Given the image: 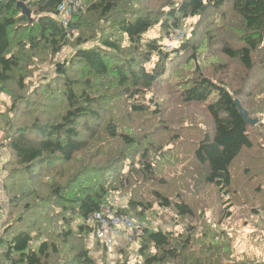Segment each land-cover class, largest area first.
I'll list each match as a JSON object with an SVG mask.
<instances>
[{
  "label": "trees",
  "instance_id": "trees-1",
  "mask_svg": "<svg viewBox=\"0 0 264 264\" xmlns=\"http://www.w3.org/2000/svg\"><path fill=\"white\" fill-rule=\"evenodd\" d=\"M152 1L155 7L148 0H86V10L72 9V19H67L60 11L64 0H0V89L13 99L5 118L6 125L14 124L15 130L12 134L5 129L3 144L16 168L12 172L5 167L11 221L3 222L0 203V264L106 261L107 246L94 235L95 226L87 224L92 214L106 206L114 215H126L137 223L142 221L137 217L145 215L138 208L151 211L154 202L179 217H196L195 205L185 198L181 202L170 198L171 194L184 197L174 191L154 190L152 201L133 196L115 206L111 200L125 197L124 190L132 186L136 175L141 180L152 175L156 182V173L147 153L140 152L137 134L107 124L109 131L102 135L100 121L110 103L123 98L133 101L126 107L129 115L146 113V95L164 81L167 64L175 59L182 81L169 79L167 83L173 82L171 91L180 108L199 107L212 121V129L195 151L203 187H211L222 198L229 195L236 187L238 164L234 162L246 163L247 154L249 165L240 167L264 174V0ZM20 3L30 10L31 18L23 14ZM190 19H197L192 27L187 25ZM158 26L167 37L179 28H191V37L184 36L171 55L161 45L163 36L144 41ZM76 32L79 35L72 43ZM90 41L99 44L82 46ZM71 44L80 47L74 57L55 63L57 90L51 83L41 84V92L56 97L62 107L57 121L15 122L23 107L27 108L23 112L30 110V117L35 105L29 99L31 93H24L32 61H51ZM154 57L158 62L148 70L146 65ZM224 70H234L237 76L228 80ZM237 100L258 125L245 120ZM105 138H115L118 144L106 145L108 149L97 150L89 158L87 151L102 146ZM127 164L129 172L123 174ZM57 172L63 181L49 179ZM255 190H261L259 185ZM257 193L262 197L264 191ZM21 208L24 212L15 217ZM158 223L151 219L144 227L139 223L140 236L114 245L118 264H131L132 253L139 259L135 264H264L256 258L239 261L222 233L175 239ZM88 236L90 241L96 239L92 248L85 243ZM34 241L40 242L37 248L32 247ZM183 253H187L185 262Z\"/></svg>",
  "mask_w": 264,
  "mask_h": 264
},
{
  "label": "rangeland",
  "instance_id": "rangeland-1",
  "mask_svg": "<svg viewBox=\"0 0 264 264\" xmlns=\"http://www.w3.org/2000/svg\"><path fill=\"white\" fill-rule=\"evenodd\" d=\"M64 1L66 2L65 5L67 8H72L75 12L78 10H86V0ZM148 1L152 7L156 6V2L154 3L152 0ZM196 21L197 19H190L187 25H191ZM191 31V28H179L171 37H167L161 32V28L158 26L145 35L144 41L163 36L161 45L164 46V52H169V54L172 55L174 54L172 51L178 49L184 41V36L188 38L191 37ZM78 35L79 32H76L75 36L71 39L72 43H74ZM96 44L99 43L90 41L82 46L84 48H90ZM123 44L127 45L128 41L125 40ZM77 48L80 47L71 44L64 48L63 51L51 61L40 62L37 58L32 61L29 68V76L26 78V89L24 93H31L29 99H31L32 104L35 105H33L31 109L33 112L30 117H28L30 115V110L23 112L27 109L23 107V109L16 114L15 122L19 124L22 122L28 124L31 122V119L32 121L37 120L41 123L57 121L59 114L63 111L62 107L56 97L49 95L50 93H47V91L41 92V84L51 83L53 89L56 91L58 74L55 63H66L71 60ZM174 57H176V55ZM174 57H172V59ZM176 61L177 59H175L173 63L168 62V70L167 74L164 76V81L151 93L146 95L145 102L148 106L146 113L142 115H129L127 112V104L133 103V101L126 98L121 99L119 102L110 103V106L102 113L100 120L101 123H103L102 135H106V131H109L106 129L107 124H111V126L114 125L115 128H120L122 131L137 134L140 152L144 154L147 153L149 161L152 162L156 173V182H154V179H151L152 175H146L144 177L145 179L142 180L136 175L133 178L132 186L124 190V194H126L125 197H117L111 201L115 206H122L126 204L128 200H131L133 196L145 202L152 201L151 192L154 190H166L170 194L172 191L181 193L184 197L180 199L175 197L176 194H171L170 198L174 201L178 200L177 202H181L183 198H185L188 202L192 203L193 206L195 205V210L197 211L196 217H179L173 210L163 208L157 202H154L151 211H148L149 209L144 210L142 207L138 208L139 212L145 213L143 218L137 217L142 220H138L139 223L144 227L146 224H149L150 219L155 220L160 222L157 225L162 224L165 229L171 232L173 238L178 239L179 236L182 235V240L190 238L189 234L195 237V239H200L202 234L205 233H215L219 236L220 233H222V235L225 236L224 239L231 242L233 255L238 257L239 261H245L247 258L264 260V194L260 197L257 193L259 192L261 194L264 191V174L258 176L259 173L257 171L254 172L251 170L246 172V169L241 168L247 167L251 161V157L249 158V154H247L246 163L243 161L240 162L241 160L239 159H236L234 162L238 164L236 165L238 169L237 176L236 179H234L236 187L231 188L229 195L222 198V194L214 191L211 187H203L205 185L201 184V170L198 169L200 166L195 160V151L198 144L203 139L204 134L212 129V121L203 110L199 109V107L189 106L183 109L180 108L181 105L179 104V100L178 102L176 101V97L171 91L173 82L172 84L167 83L169 79L174 80V82L176 81V83L182 81L180 75L183 76V74H181V69H179L177 65L178 61ZM157 62L158 58L154 57L153 60L146 65L147 69H153ZM188 70L190 69H185V71ZM228 71L224 70V74L228 80L232 81V78L237 76L236 72L232 70L229 73ZM172 74H175V76H172ZM46 94H48L47 97H45ZM12 103L13 99L8 94L1 92L0 89V203L3 207L2 214L4 216V223L7 220L11 221L10 196L7 195L4 190L5 178L8 176L5 167L8 166L12 172L16 169L11 164L12 160H8L10 154L9 151L4 148L3 144L7 133H15L14 124L8 123L6 125L8 118H5L9 108L12 107ZM260 117L261 115L254 116V118L258 119ZM256 125H258V123ZM105 139L106 142H104L102 146H97V149L96 147H92V149L87 151V153H89V158L93 154L95 155L97 150L103 151V148L108 149L105 147L106 145L118 144V140L115 138ZM259 162L261 161L254 163V165ZM128 172L129 165L127 164L123 169V174H128ZM49 179L54 180V182L64 180L63 176L58 172L57 174L54 173V175H51ZM25 181H27V177L23 180V183L26 185L27 183ZM47 181L45 183H48ZM258 185L261 190L256 191L255 189ZM196 187H198L197 190H195ZM199 190L202 194H196ZM167 192L164 193L169 196ZM19 196L18 194V197ZM146 211L150 212V214H147ZM23 212L24 210L21 208L14 213V216H20ZM75 223L78 225L79 221L75 220ZM87 224L92 226L89 222H87ZM218 238L219 237H216V240H218ZM86 239L87 241L85 243L92 248L96 239L94 238L95 240L90 241L89 236ZM42 240L43 238L40 239V242ZM40 242L34 241L32 247L37 248ZM119 243L128 242L124 238H120ZM107 251L109 257L106 256V261H101L100 264H118L119 257L117 251L114 250L113 252L111 248ZM132 254L130 262L132 261L131 264H135L139 259L135 253ZM183 254L182 260L187 253ZM184 260L183 262H185ZM166 264L178 263L174 261Z\"/></svg>",
  "mask_w": 264,
  "mask_h": 264
},
{
  "label": "built area",
  "instance_id": "built-area-1",
  "mask_svg": "<svg viewBox=\"0 0 264 264\" xmlns=\"http://www.w3.org/2000/svg\"><path fill=\"white\" fill-rule=\"evenodd\" d=\"M65 4L66 2L64 1L60 11L65 18L70 19L72 8H67ZM88 222L95 226L94 235H96L97 239L106 245L109 250L111 248L112 251L114 245L119 243L120 238L131 242L135 236H140L142 229V226L134 219L126 215H114L109 206L92 214Z\"/></svg>",
  "mask_w": 264,
  "mask_h": 264
},
{
  "label": "water",
  "instance_id": "water-1",
  "mask_svg": "<svg viewBox=\"0 0 264 264\" xmlns=\"http://www.w3.org/2000/svg\"><path fill=\"white\" fill-rule=\"evenodd\" d=\"M23 7V14L28 16L29 18H31V12L27 9L26 5H22ZM237 106L239 107L240 111H241V115L245 118V120L252 125H256L259 121L258 120H252L249 118L248 112L246 110L243 109L241 103L239 100L236 101Z\"/></svg>",
  "mask_w": 264,
  "mask_h": 264
},
{
  "label": "bare ground",
  "instance_id": "bare-ground-1",
  "mask_svg": "<svg viewBox=\"0 0 264 264\" xmlns=\"http://www.w3.org/2000/svg\"><path fill=\"white\" fill-rule=\"evenodd\" d=\"M22 5H25V4H23V3H20L19 4V7L22 9V11H23V7H22ZM27 7V6H26ZM28 9V8H27ZM29 10V9H28ZM30 11V10H29Z\"/></svg>",
  "mask_w": 264,
  "mask_h": 264
}]
</instances>
